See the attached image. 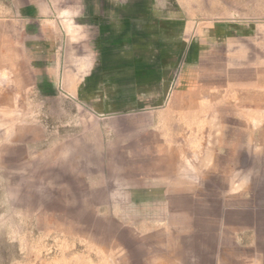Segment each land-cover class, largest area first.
Instances as JSON below:
<instances>
[{
  "label": "rangeland",
  "instance_id": "obj_1",
  "mask_svg": "<svg viewBox=\"0 0 264 264\" xmlns=\"http://www.w3.org/2000/svg\"><path fill=\"white\" fill-rule=\"evenodd\" d=\"M0 264H264V0H0Z\"/></svg>",
  "mask_w": 264,
  "mask_h": 264
},
{
  "label": "crops",
  "instance_id": "obj_2",
  "mask_svg": "<svg viewBox=\"0 0 264 264\" xmlns=\"http://www.w3.org/2000/svg\"><path fill=\"white\" fill-rule=\"evenodd\" d=\"M123 19L125 20V18H123ZM127 20L129 21L128 18H127ZM113 23H114V21L112 20V22H110L109 18H106V21H104V22L99 21V20L97 21V31H98V34L101 35V37H102L101 43L102 44L104 43V44L102 45L101 43H99V45H98V47L100 48L99 49L100 52H99V55H98L99 57H97V60L94 59L92 61H87V59H85V61H87V62H84V61L81 62V66L83 67V69H79L80 72H84V73H86V72H88V73L89 72L90 73L91 72L92 73L96 72L97 71L96 68L97 67H101L100 65H102L104 63L103 59H105L106 54H107V49L109 48V43H107L108 37L111 34H113V33H115V34H117V33L123 34L125 32L124 31V26L122 27L121 30H116V28H113V25H114ZM104 52L106 54H104ZM81 83H83L82 80H73L72 81V84H73L72 87L75 88V89L83 88L84 85L81 84ZM63 84H64V82H63ZM63 87H66V86L63 85Z\"/></svg>",
  "mask_w": 264,
  "mask_h": 264
}]
</instances>
